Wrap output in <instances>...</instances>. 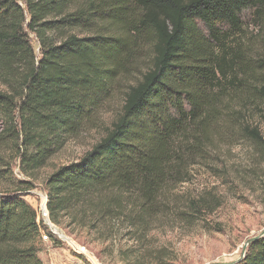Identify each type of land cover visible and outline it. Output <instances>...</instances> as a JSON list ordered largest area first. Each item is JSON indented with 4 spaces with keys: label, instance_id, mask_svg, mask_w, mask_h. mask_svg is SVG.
I'll return each instance as SVG.
<instances>
[{
    "label": "trees",
    "instance_id": "obj_1",
    "mask_svg": "<svg viewBox=\"0 0 264 264\" xmlns=\"http://www.w3.org/2000/svg\"><path fill=\"white\" fill-rule=\"evenodd\" d=\"M247 9L263 31L264 0H0V121L16 135L22 173L96 127L109 99L123 96L106 134L46 177L52 224L67 215L107 249L131 241L117 249L124 264L171 260L150 233L219 207L177 191L193 168L218 144L264 150V40L255 49L244 41ZM29 186L0 192V264H43L36 244L46 227L22 198ZM234 264H264V235Z\"/></svg>",
    "mask_w": 264,
    "mask_h": 264
},
{
    "label": "rangeland",
    "instance_id": "obj_2",
    "mask_svg": "<svg viewBox=\"0 0 264 264\" xmlns=\"http://www.w3.org/2000/svg\"><path fill=\"white\" fill-rule=\"evenodd\" d=\"M241 21L244 41L252 42L254 49L259 47L264 40V30L255 25L252 9L242 11ZM73 33L79 36L90 34L79 30ZM29 38L38 54L37 39L32 33ZM121 84L126 85L124 81ZM2 89L4 87L0 84ZM122 98V92L117 91L100 112L96 127L82 130L69 139L62 150L30 174L20 171L16 135L7 136L0 121V176H6L0 178V192L11 190L12 182L26 181L30 186L22 189V198L36 210L37 218L39 216L41 220L39 210L42 203L46 204V177L58 166L78 160L106 134L120 110ZM259 130L264 140V127L259 125ZM177 191L185 198H213L219 207L194 225L165 222L150 233L153 247L167 246L173 251L167 264L237 262L247 240L264 229V150L243 141L234 146L218 144L211 162L203 167L195 166L190 180L180 184ZM42 224L46 227L44 233L52 235L48 241L41 238L36 244L37 256L43 264H124L117 249L119 245L124 247L132 243L116 240L115 247L107 249L109 240L103 241L95 231L71 223L67 215L62 216L56 225L49 221L58 235L46 219Z\"/></svg>",
    "mask_w": 264,
    "mask_h": 264
},
{
    "label": "built area",
    "instance_id": "obj_3",
    "mask_svg": "<svg viewBox=\"0 0 264 264\" xmlns=\"http://www.w3.org/2000/svg\"><path fill=\"white\" fill-rule=\"evenodd\" d=\"M39 214L41 215V218H42V219L40 220V219H39V216H38L37 219H38L39 221H42V223H43V221L46 219L47 224H48L51 228H53L52 231H53L54 233L57 234V231L54 230V229H56V228H54L53 225L49 224L48 211H47V209H46L45 203H42L41 208H40V210H39ZM44 223H45V222H44ZM56 230H57V229H56ZM57 235H58V234H57ZM41 238H42L44 241H48V240H49V236H48L47 234H45V233H42ZM79 251H80V250H79ZM80 252H84V251H80Z\"/></svg>",
    "mask_w": 264,
    "mask_h": 264
},
{
    "label": "water",
    "instance_id": "obj_4",
    "mask_svg": "<svg viewBox=\"0 0 264 264\" xmlns=\"http://www.w3.org/2000/svg\"><path fill=\"white\" fill-rule=\"evenodd\" d=\"M45 206H46V204H45ZM52 225V224H51ZM264 235V229H263V231L260 233V234H258V235H256V236H254V237H252V238H250V239H248L247 240V242L245 243V245H244V247L242 248V257L244 256V253H245V251H246V247H247V245L250 243V242H252L253 240H255L256 238H258V237H261V236H263ZM241 257V258H242ZM240 258V259H241ZM239 260V259H238ZM234 263H236V262H231V263H228V264H234Z\"/></svg>",
    "mask_w": 264,
    "mask_h": 264
}]
</instances>
